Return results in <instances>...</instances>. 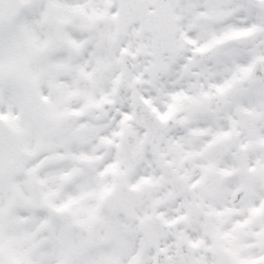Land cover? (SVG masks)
Instances as JSON below:
<instances>
[{
    "label": "snow or ice",
    "instance_id": "obj_1",
    "mask_svg": "<svg viewBox=\"0 0 264 264\" xmlns=\"http://www.w3.org/2000/svg\"><path fill=\"white\" fill-rule=\"evenodd\" d=\"M0 264H264V0H0Z\"/></svg>",
    "mask_w": 264,
    "mask_h": 264
}]
</instances>
